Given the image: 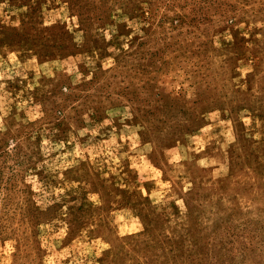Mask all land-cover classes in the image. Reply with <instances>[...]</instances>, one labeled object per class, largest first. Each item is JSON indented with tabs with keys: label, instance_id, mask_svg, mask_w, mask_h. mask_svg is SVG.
I'll use <instances>...</instances> for the list:
<instances>
[{
	"label": "rangeland",
	"instance_id": "obj_1",
	"mask_svg": "<svg viewBox=\"0 0 264 264\" xmlns=\"http://www.w3.org/2000/svg\"><path fill=\"white\" fill-rule=\"evenodd\" d=\"M0 264H264V0H0Z\"/></svg>",
	"mask_w": 264,
	"mask_h": 264
}]
</instances>
